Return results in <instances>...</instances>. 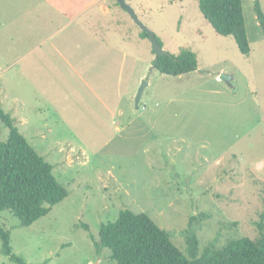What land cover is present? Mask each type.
I'll return each instance as SVG.
<instances>
[{"label":"rangeland","instance_id":"rangeland-1","mask_svg":"<svg viewBox=\"0 0 264 264\" xmlns=\"http://www.w3.org/2000/svg\"><path fill=\"white\" fill-rule=\"evenodd\" d=\"M37 1L0 0V104L68 195L27 226L9 211L0 213L12 251L26 264H117L108 249L96 251L93 239L123 209L149 215L187 256V233L195 235L198 254L254 237L264 207V34L255 0H241L248 56L232 36L214 31L197 0H127L168 53L195 52L197 68L177 76L153 67L151 42L126 10L115 0L101 1L107 14L97 6L76 22L108 47L82 44L70 61L82 56L91 65L86 69L97 74L98 92L56 52L49 65L43 62L44 84L26 79V61L15 58L42 32L27 12ZM109 62L106 93L99 84ZM142 80L147 85L136 108ZM7 135L0 120V141ZM0 264H17L1 243Z\"/></svg>","mask_w":264,"mask_h":264},{"label":"trees","instance_id":"trees-1","mask_svg":"<svg viewBox=\"0 0 264 264\" xmlns=\"http://www.w3.org/2000/svg\"><path fill=\"white\" fill-rule=\"evenodd\" d=\"M197 5L217 34L232 36L243 55L250 53L241 0H197ZM254 10L264 34V12L259 0L254 1ZM140 36L148 38L143 30ZM155 38L162 45L158 36ZM152 51L155 54L153 48ZM153 64L161 73L177 76L195 70L197 56L183 48L178 55H160ZM0 120L8 128L7 138L0 141V213L9 211L27 226L46 215L68 191L54 176L53 166L29 144L1 104ZM254 226V237L232 238L219 248H204L201 254L195 235L187 233V256L149 215L123 209L113 221L100 224L93 243L97 252L108 249L109 257L117 264H264V207ZM0 243L1 252L9 260L26 264L12 251L10 231L1 221Z\"/></svg>","mask_w":264,"mask_h":264},{"label":"crops","instance_id":"crops-1","mask_svg":"<svg viewBox=\"0 0 264 264\" xmlns=\"http://www.w3.org/2000/svg\"><path fill=\"white\" fill-rule=\"evenodd\" d=\"M101 1L104 0H38L37 3L34 5H30L27 7V12L31 14V18L33 22L39 27L42 32H36L33 39L28 40V47L29 49L22 50L19 54L20 57H16L17 60L26 61L25 63V70L24 74L26 79L29 78H36L38 83L44 84L45 82V72L43 70L44 64L46 62L49 65V62L54 59L52 57L53 53L58 54V59L68 63V67L72 70L75 74L81 78L83 83H89L91 89L95 92L97 88L94 86V78L97 77V74H93L92 72L88 71L86 68H90L85 62H82L81 53L77 51L78 48H81L82 44H91V42H97L98 47L102 44L103 46L108 47V43L106 40L102 41L97 38V36L92 32L81 26L79 23L76 22L78 17L82 15L84 12H88L91 8L97 7L100 9L102 13H108V10H105V6H102ZM127 1V0H126ZM51 3H53L51 5ZM261 3V2H260ZM262 10L264 12L263 6L261 5ZM107 9V8H106ZM48 15V16H47ZM138 15V14H137ZM139 17V16H138ZM48 19V20H47ZM56 24H59L57 27H54ZM72 29L73 31L69 34L67 39L62 38L61 35V42L56 43L54 42L51 44L50 47L47 46L49 40L54 38L55 36L61 34L66 29ZM52 30V31H50ZM74 38L78 40H73ZM113 45V44H112ZM42 46L45 48H42ZM114 46V45H113ZM113 46L111 49L113 50ZM117 48L114 46V49ZM93 49L95 47L93 46ZM121 51V48H117ZM251 50V47H250ZM73 52L80 54V59L75 64L71 63L73 57ZM125 50L121 53V61L123 60ZM113 52L108 53L105 57L112 55ZM250 54V53H249ZM248 54V55H249ZM247 55V56H248ZM66 56L68 58H66ZM89 54L85 57V61L89 60ZM104 57V56H103ZM27 59L28 62H27ZM111 67V69H110ZM113 63H105L103 66V72L101 75V84H99V88H103L104 90H100L102 92L107 93L108 83L112 82L108 79V71L112 70ZM91 69V68H90ZM90 74V75H86ZM41 77V81H40ZM1 87V84H0ZM2 92V88L0 89ZM41 93H45L46 90L44 87L41 88ZM15 118V116H14ZM262 168V167H261Z\"/></svg>","mask_w":264,"mask_h":264},{"label":"water","instance_id":"water-1","mask_svg":"<svg viewBox=\"0 0 264 264\" xmlns=\"http://www.w3.org/2000/svg\"><path fill=\"white\" fill-rule=\"evenodd\" d=\"M116 2L120 5L121 8H123L124 10H126L128 12V14L130 15L131 19L140 27L141 30L145 31L148 34V38L151 42L152 48L155 51V57L154 59L157 60V58L160 55H165L168 54V52L162 47V45L157 41V39L155 38V34L152 30H150L142 21L141 19L138 17L137 13L135 12V10L128 4V2L126 0H116ZM153 67H155V64H153ZM220 78L225 80V81H229L230 80V76L226 75V74H221ZM147 85V82L145 80H142L140 87L135 95V106L136 108L138 107L141 95L143 93V90L145 88V86Z\"/></svg>","mask_w":264,"mask_h":264}]
</instances>
